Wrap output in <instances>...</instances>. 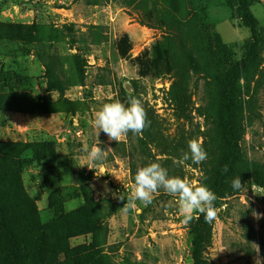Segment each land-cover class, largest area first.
<instances>
[{
  "label": "rangeland",
  "instance_id": "rangeland-1",
  "mask_svg": "<svg viewBox=\"0 0 264 264\" xmlns=\"http://www.w3.org/2000/svg\"><path fill=\"white\" fill-rule=\"evenodd\" d=\"M251 10L258 21L262 65L248 85L262 121L247 128L242 145L249 159L264 162V0H254ZM8 27L22 28L23 34L29 30V41H0V70L20 72L21 94L40 99V111L59 113L64 124L59 139L48 140L55 156H41L40 164L21 173L25 197L6 172L11 162L0 159V264H11L12 256L18 258L13 264L42 259L89 264L62 252L92 241L109 253L95 264H264V186L254 180L241 178L245 188L235 190L231 181L237 176L232 177L224 198L214 202L218 211L212 222L196 214L183 223L176 198L162 189L148 206L137 202L135 211L122 209L137 169L151 162L167 168L170 176L198 183L203 177L209 157L198 165L174 160L193 138L203 141L208 156L200 116L207 76L225 74L254 43L251 29L235 17L227 0H0V31ZM124 33L133 42L132 58L158 45L170 63L161 62L152 77L141 78L137 66L117 53ZM187 51L204 71H187L182 58ZM64 84L70 87L61 93L57 89ZM129 93L142 100L150 126L118 143L102 131L97 137L95 112L113 100L127 103ZM245 93L242 82L239 94ZM99 141L111 149L102 161L90 162L83 149ZM59 156L86 173L83 189L60 186L57 160L72 163ZM1 224L11 226L13 235Z\"/></svg>",
  "mask_w": 264,
  "mask_h": 264
},
{
  "label": "trees",
  "instance_id": "trees-1",
  "mask_svg": "<svg viewBox=\"0 0 264 264\" xmlns=\"http://www.w3.org/2000/svg\"><path fill=\"white\" fill-rule=\"evenodd\" d=\"M229 7L233 10L236 18L251 29L254 39L253 45L247 51V57L233 64L222 76L209 74L207 76V101L200 110V116L206 123L205 141L208 146V163L200 182L209 186L217 195L219 201L224 198V193L229 186L230 179L234 176H240L244 180H254L258 185L264 186V162L251 160L243 149L247 128L254 126L257 121H262V116L258 112L259 102L252 93L248 82L251 77L259 76L261 71L260 54L261 48L259 41L258 21L252 12L254 0H227ZM22 28L8 27L7 31H0V41L8 40L18 43L28 42V31L26 34L21 32ZM31 29V28H28ZM116 50L122 59L131 60L137 66L138 74L141 78L152 77L159 68L161 62L170 63L166 54L155 45L152 49H146L136 58H132L133 42L128 33H124L116 42ZM155 53V58L153 57ZM183 61L187 65V71L201 73L203 67L192 52L183 53ZM168 59V61H167ZM20 72L2 67L0 70V112H21L32 115L59 114L57 112L40 111L43 102L40 99L27 98L22 95V78ZM242 82L245 84L246 93L244 97L239 94L242 88ZM50 90L54 86L50 83ZM70 86H59L57 89L61 93L67 91ZM128 97V94H125ZM29 106V107H28ZM188 117L187 115L185 116ZM24 144V146L22 145ZM50 142L41 143H2L0 142V159H7L11 162L10 170L6 172L13 174L16 182L15 191H22L21 173L26 166L32 163H41L51 159L55 153L51 151ZM22 148V151L16 152L15 148ZM14 148V149H13ZM31 153V158H25V153ZM28 157V155H27ZM228 165V172H223V166ZM85 185L79 188L83 189ZM69 188V187H66ZM3 198L0 197V201ZM1 210V208H0ZM2 211V210H1ZM3 214V211L2 213ZM6 220V215L1 217ZM3 229L13 235V228L8 224H1ZM11 251L16 246L12 238ZM21 250L24 248L19 246ZM13 253V252H12ZM63 254L68 259H80L89 264L102 262L109 253L103 250L95 241L85 242L77 247L66 248ZM12 260V261H11ZM11 264L17 262L16 256L11 257ZM53 261V262H52ZM67 262V261H66ZM38 264H59L57 260H44Z\"/></svg>",
  "mask_w": 264,
  "mask_h": 264
},
{
  "label": "clouds",
  "instance_id": "clouds-1",
  "mask_svg": "<svg viewBox=\"0 0 264 264\" xmlns=\"http://www.w3.org/2000/svg\"><path fill=\"white\" fill-rule=\"evenodd\" d=\"M150 123L142 100L131 93L128 95L127 103L113 100L103 104L95 112L92 120V126L97 130V137L102 131L110 142L117 143L129 132L142 135ZM100 144L99 141L90 149L87 145L84 147L83 151L87 152V159L90 162L102 161L111 149L110 147L102 148ZM187 147L188 150L182 152L180 158L174 160V163L184 165L186 161L191 160L193 164L198 165L207 160V152L201 139H190ZM228 170V165H224L223 172L227 173ZM231 186L235 190L245 188L240 176L231 181ZM254 188L255 185H252V189ZM161 189L169 196L176 198V205L183 223L188 224L193 218H198L196 214H202L207 222H212L217 218L218 210L214 202L218 197L209 186L202 182L189 181L187 178L170 176L168 169L158 162H151L137 169L133 190L127 196L126 203L123 204V211H135L138 207L137 202L148 206L153 202L154 194ZM118 198L125 200L123 196Z\"/></svg>",
  "mask_w": 264,
  "mask_h": 264
},
{
  "label": "crops",
  "instance_id": "crops-1",
  "mask_svg": "<svg viewBox=\"0 0 264 264\" xmlns=\"http://www.w3.org/2000/svg\"><path fill=\"white\" fill-rule=\"evenodd\" d=\"M63 124L60 114L32 115L21 112H0V142L32 144L54 138L59 139ZM58 158L62 161L66 159L71 161L64 156ZM67 167L69 166L61 165L57 160L56 169L61 187H79L86 182L84 171L81 172V169L76 168L73 163L69 170H65Z\"/></svg>",
  "mask_w": 264,
  "mask_h": 264
}]
</instances>
